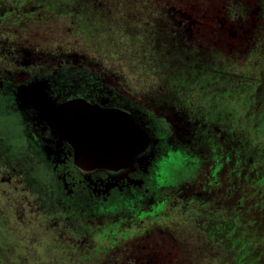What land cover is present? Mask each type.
I'll list each match as a JSON object with an SVG mask.
<instances>
[{"label": "flooded vegetation", "instance_id": "obj_1", "mask_svg": "<svg viewBox=\"0 0 264 264\" xmlns=\"http://www.w3.org/2000/svg\"><path fill=\"white\" fill-rule=\"evenodd\" d=\"M101 32L147 33L148 58L125 62L142 89L105 66L128 44ZM90 111L129 121L125 160L81 157ZM260 136L264 0H0V225L19 213L22 264H264ZM177 148L186 169L158 186Z\"/></svg>", "mask_w": 264, "mask_h": 264}, {"label": "rangeland", "instance_id": "obj_2", "mask_svg": "<svg viewBox=\"0 0 264 264\" xmlns=\"http://www.w3.org/2000/svg\"><path fill=\"white\" fill-rule=\"evenodd\" d=\"M106 31H108V28L106 29ZM118 37H119V35H116V34L111 35L110 32L108 34L106 32L105 33L101 32V35L99 36V38H97V44H98V46H101V47L104 46V47L111 48V46H113L114 49H116L119 46L122 47L124 44H128V46H124V48L122 47L121 49H118V51H119L118 54H116L118 52L117 50L116 51L113 50V51L108 52L105 55H103V54H101V55L104 56L103 59L107 62V64L105 65L107 68H112L113 70H115L114 68H118V72L121 74V75L120 74L119 75L125 79V83L126 82L130 83L132 80H134L133 78H135V76L129 74L130 71L127 69L125 62L129 61L128 58H131L130 61L132 63H134L135 59L144 61V58L145 59L148 58V56L146 55L147 45H148L147 33L139 32L135 35H130L127 37H121V38L120 37L118 38ZM143 52H145V53H143ZM131 53H132V56H134V58L131 56ZM96 56H99V55H96ZM109 57H110V59H109ZM111 57H112V59H111ZM120 64H123L122 67ZM140 73L147 75L148 71L145 68H143L142 70L140 69ZM141 77H144L145 79L143 80V78H141ZM136 79H137L136 81H132L134 85H132L130 83L131 85L129 88H131V89L135 88L134 90H138V89L140 90L143 88V85H145L148 81L152 80V76H151V74L148 77L140 75V77H138ZM155 84H156L155 86L151 87V89H153V92H158V91H159L158 93L164 92V91L159 89L157 82ZM148 89H150V88H148ZM10 125H12V123H10ZM12 131L16 132V130L14 128H12ZM260 137L261 138L257 139L258 142H262L264 140V138H262V136H260ZM20 144H21V141L18 139H16V142H13L12 144H10L11 156L17 155L18 151L20 150V148H18V146ZM60 191H61V189L59 187H56V192L57 193L59 192L60 196H63L69 203L74 204V206L86 204V203L80 201V197L77 194L74 195L73 197L68 198V197H65L63 194H61ZM125 199L130 201L129 198H125ZM115 200L116 199H114L113 201L106 203V204L107 205L113 204L115 202ZM4 203H5L4 202V196L2 193H0V207H1V205H4ZM125 203L127 204L128 202H125ZM9 208L10 207L7 208V211L9 210ZM14 216H15L14 219L12 218L10 220L9 224L19 228L20 226L17 223L18 222L17 217L19 216V213H15ZM13 236L15 238L16 244L22 243L23 239L20 236H18L16 234H13ZM20 248H21V246H20ZM8 249H9L8 246L0 245V264H5V261L7 264H8V262H12L11 258H13V259L17 258V260H19V258H20V260H21L22 256L24 254H26V251H24L22 248L21 253L19 254V258H18L17 255H15V254H12V253L8 254ZM8 255L11 256L10 260L6 259L8 257ZM40 264H44L43 261Z\"/></svg>", "mask_w": 264, "mask_h": 264}, {"label": "water", "instance_id": "obj_3", "mask_svg": "<svg viewBox=\"0 0 264 264\" xmlns=\"http://www.w3.org/2000/svg\"><path fill=\"white\" fill-rule=\"evenodd\" d=\"M62 120L66 124L69 122L66 116ZM128 122L125 117H104L96 111H90L89 117L75 121V128H85L90 135H85L83 143L77 145L81 157L98 163L125 160L134 142Z\"/></svg>", "mask_w": 264, "mask_h": 264}, {"label": "clouds", "instance_id": "obj_4", "mask_svg": "<svg viewBox=\"0 0 264 264\" xmlns=\"http://www.w3.org/2000/svg\"><path fill=\"white\" fill-rule=\"evenodd\" d=\"M188 162L189 157L182 149H169L155 161L151 178L158 186L172 184L176 176L186 169Z\"/></svg>", "mask_w": 264, "mask_h": 264}, {"label": "trees", "instance_id": "obj_5", "mask_svg": "<svg viewBox=\"0 0 264 264\" xmlns=\"http://www.w3.org/2000/svg\"><path fill=\"white\" fill-rule=\"evenodd\" d=\"M8 228H7V226L0 225V245L8 246L9 247L8 254H10V251H15L13 253H15V255H17V257L19 258V254L21 253L20 243L16 244L15 238L13 236L14 233H17V230L11 229V228L8 229ZM29 253H31V252L29 251ZM10 257L11 256L8 255V257L6 259L10 260ZM11 259H12V262L7 261L8 264H22L20 261L26 262V260H24L23 256H22L21 260H20V258H19V260H17V258H15V259L11 258ZM28 262H30L29 259H28ZM5 264H7L6 261H5Z\"/></svg>", "mask_w": 264, "mask_h": 264}]
</instances>
